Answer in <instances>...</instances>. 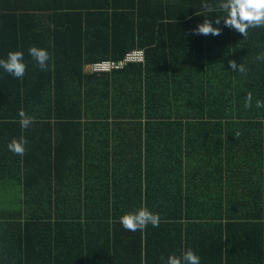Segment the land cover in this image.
<instances>
[{"label":"trees","instance_id":"1","mask_svg":"<svg viewBox=\"0 0 264 264\" xmlns=\"http://www.w3.org/2000/svg\"><path fill=\"white\" fill-rule=\"evenodd\" d=\"M202 2L218 0H0V59L27 65L22 79L0 68V264H164L187 249L264 264V28L192 35ZM133 49L144 62L85 72ZM21 136L22 157L7 148ZM141 207L159 226L124 230Z\"/></svg>","mask_w":264,"mask_h":264},{"label":"clouds","instance_id":"2","mask_svg":"<svg viewBox=\"0 0 264 264\" xmlns=\"http://www.w3.org/2000/svg\"><path fill=\"white\" fill-rule=\"evenodd\" d=\"M202 13L197 16L209 14L192 30V35L196 36H220L223 29L219 26L223 21V27L241 34L244 38L248 36L249 29L264 28V0H218L213 5L207 2L201 4ZM217 11L223 13L221 16L212 18L211 14ZM213 25H216L214 27ZM30 57L36 62L37 67L43 71L48 67L50 59L49 53L45 49L35 46L28 49ZM257 61L264 62V53H259L255 57ZM232 72L247 75V69L242 63L235 60L228 61ZM0 68L16 79H22L25 75L27 65L24 63V54L21 51H11L7 54V59H0ZM255 106L264 108V100H257ZM244 107H252V94L249 92L245 96ZM19 125L21 129H28L34 122V117L28 116L23 109L18 112ZM27 139L23 136L19 140L13 138L8 143L7 148L14 155L24 156L26 153ZM121 227L130 232L144 231L148 225L158 227L160 224L159 214L150 212L146 207H141L135 212L127 213L119 218ZM164 259L163 257L161 258ZM164 264H201L200 257L193 250L187 249L179 256L170 255Z\"/></svg>","mask_w":264,"mask_h":264},{"label":"built area","instance_id":"3","mask_svg":"<svg viewBox=\"0 0 264 264\" xmlns=\"http://www.w3.org/2000/svg\"><path fill=\"white\" fill-rule=\"evenodd\" d=\"M145 61V54L144 51L141 49H133L132 51L128 52L126 56L117 62L114 61H102L90 64L86 67V71L88 74L91 75H100L102 73L111 72L115 69H121L128 65L130 62H144Z\"/></svg>","mask_w":264,"mask_h":264},{"label":"crops","instance_id":"4","mask_svg":"<svg viewBox=\"0 0 264 264\" xmlns=\"http://www.w3.org/2000/svg\"><path fill=\"white\" fill-rule=\"evenodd\" d=\"M86 69V68H85ZM85 72L87 73V71L85 70ZM264 135H260V139H263ZM263 154H264V149H263ZM257 159L259 158V156L256 157ZM251 163H254V159L250 161ZM254 173V172H253ZM261 179H264V177H262Z\"/></svg>","mask_w":264,"mask_h":264}]
</instances>
